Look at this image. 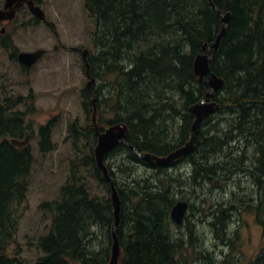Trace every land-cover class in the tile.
<instances>
[{
    "label": "trees",
    "instance_id": "obj_1",
    "mask_svg": "<svg viewBox=\"0 0 264 264\" xmlns=\"http://www.w3.org/2000/svg\"><path fill=\"white\" fill-rule=\"evenodd\" d=\"M209 1L84 0L94 21L87 59L98 81L92 96L99 130L124 122L125 141L157 156L190 139L195 116L189 107L209 89L195 76L193 62L220 31L213 5L231 14L209 62L223 80L212 97L218 108L202 118L193 149L160 166L123 144L105 156L120 200L118 264H195L193 257L204 264H264V0ZM83 94L87 112L88 89ZM29 98L26 111L19 108L26 97L0 103V264H108L111 189L96 164L92 123L76 119L66 128L74 151L69 175L59 197L40 204L52 212L50 230L39 241L44 254L29 263L21 248H11L27 208L33 162L29 146L11 139L32 132L27 117L37 109ZM52 128V122L40 127L43 153L54 149ZM179 200L188 208L175 226L170 212ZM238 214L252 215L260 227L255 253L243 250L238 232L246 223L242 218L233 225ZM200 227L212 234L217 252L200 246Z\"/></svg>",
    "mask_w": 264,
    "mask_h": 264
},
{
    "label": "rangeland",
    "instance_id": "obj_2",
    "mask_svg": "<svg viewBox=\"0 0 264 264\" xmlns=\"http://www.w3.org/2000/svg\"><path fill=\"white\" fill-rule=\"evenodd\" d=\"M42 8L61 40L62 46L59 42L56 44V47H61L58 51L51 49L56 37L43 25L36 28L25 27L13 37L14 44L20 49L29 50L41 45L52 51L46 52L31 66L28 73L0 47V102L6 96L27 95L31 88L35 95L34 104L39 109L27 117L32 124V137L28 142L33 162L28 176L27 208L21 217L15 244L11 247L21 248V255L29 263L44 254L39 241L49 232L52 223L51 210L41 208L40 204L57 199L61 186L69 175V160L74 151L67 138L66 125L73 119L78 120L81 125L91 124V109L86 112L81 94V89L89 79H86L81 55L70 48L82 45L81 48L92 49L93 19L85 10L84 0H42ZM5 78L9 80L8 85L4 84ZM19 108L24 109L20 105ZM111 116L110 112L104 113L105 119ZM53 117L57 119L52 130L54 149L44 154L38 144L40 137L37 131L41 124ZM233 217V225L242 223V218L246 223L238 232L243 250L246 254L255 253L260 241L259 225L252 215L238 214ZM194 218L196 223L206 226L203 224L204 217L195 215ZM172 221L175 226L182 225L176 224L173 219ZM181 229L186 227L182 226ZM200 229V236L203 235V238H199L200 246L204 245L203 249L209 248L210 251L218 250L209 230L205 227ZM190 261L204 264L202 260H194V257Z\"/></svg>",
    "mask_w": 264,
    "mask_h": 264
},
{
    "label": "water",
    "instance_id": "obj_3",
    "mask_svg": "<svg viewBox=\"0 0 264 264\" xmlns=\"http://www.w3.org/2000/svg\"><path fill=\"white\" fill-rule=\"evenodd\" d=\"M211 2V0H210ZM212 3V2H211ZM31 4V2H30ZM31 11L38 17L43 18L44 14L39 7L31 6ZM221 18V29L217 35L215 41L211 44L208 52L199 53L193 62V72L195 76H197L200 80L205 79L209 89L205 93V95L195 104L189 107V110L194 114L195 119L191 126V135L190 139L181 147L171 151L167 155L157 156L151 154L149 152H141L136 147L132 146L128 142L125 141V134L127 132L128 126L124 122H117L109 125L103 131H99V126L96 118V104L95 97H92L91 101L93 103V111H92V122L93 129L97 133V142L94 147V155L98 168L101 170L105 180L110 184V199L113 207V216L114 223L112 225V237L113 242L111 245V255L108 264H118V259L120 257V246L119 240L117 236V228L119 224V210H120V200L116 188L114 187L113 178L110 176L108 172V168L104 163L105 154H107L113 147L118 144H123L130 147L134 153L144 162H146L150 166H160L167 165L173 162L175 159L180 157L183 154L190 152L194 147V141L197 134V128L204 116H207L213 113L217 108V103L212 100L214 95V91L220 88L223 84V80L217 77L210 69L209 62L214 58L215 51L218 47L220 38L224 35L227 20L229 18V14L222 13L221 11H217ZM42 50H38L35 52H21L19 54V60L25 64H32L36 61V59L42 54ZM87 50L83 51V58L86 59ZM86 71L88 73L89 65L85 63ZM206 76V78H205ZM94 82V79L91 78L87 85H90ZM28 134L24 139H11V143L15 146L25 145L28 141ZM187 202L186 201H177L171 209V217L177 222L180 223L184 217V214L187 210Z\"/></svg>",
    "mask_w": 264,
    "mask_h": 264
},
{
    "label": "flooded vegetation",
    "instance_id": "obj_4",
    "mask_svg": "<svg viewBox=\"0 0 264 264\" xmlns=\"http://www.w3.org/2000/svg\"><path fill=\"white\" fill-rule=\"evenodd\" d=\"M31 2V4H30ZM31 6H36V7H40L42 10V0H0V47H3L5 51L8 52V54L10 55V57L15 60H19V53L20 52H35L37 50H43V54L34 62L36 63L44 54H46V52L51 53L53 50L58 51L60 48L56 47L57 42H59V44L62 46L61 40L58 37V34L56 32L55 26L47 20V18L41 19L36 17L32 11H31ZM44 12V10H43ZM45 13V12H44ZM46 26L56 37V42L54 43V45L51 46L52 51H49V48L46 46H41V45H36L33 46V48L29 49V50H24V49H20V47H18L17 45L14 44L13 42V37L14 34H16L20 29H23L25 27H32V28H36L37 26ZM72 50V48H70ZM73 49H77L78 53L80 55H82V48H76L73 47ZM88 55V53H87ZM20 61V60H19ZM23 71L28 73V71L31 69V65L25 64V63H21ZM90 75H86V79H89L91 75V72H89ZM7 81L9 82V80L7 78L4 79V84H7ZM87 83V82H86ZM3 84V85H4ZM96 85V81L95 83H91L90 85H85L82 89H81V94H82V98L85 97V94H83V91L85 89H88V96L90 99H92V94L93 92V86ZM93 87V88H92ZM31 95H33L34 98V94L32 92V89L30 88L29 93L27 95H12V96H6L3 98V102L6 100V98L8 97H13L15 96L16 98L19 97H26L27 99H23L22 102L20 103V106L22 108H24L23 110H27L28 105H30L31 103V98H29ZM0 102V103H3ZM91 107V105H90ZM30 114V113H29ZM33 114V113H32ZM56 118V117H53ZM49 123V120L47 122H45L44 124H41L38 127V135L40 137L39 134V130L40 127L42 125H47ZM29 134V138L32 137L30 131L26 132ZM26 133L24 135H26ZM23 135V136H24ZM25 137V136H24ZM41 140V137H40ZM39 140L38 144L40 147L41 141ZM29 145V142H28ZM30 148V145H29ZM41 149V147H40Z\"/></svg>",
    "mask_w": 264,
    "mask_h": 264
},
{
    "label": "bare ground",
    "instance_id": "obj_5",
    "mask_svg": "<svg viewBox=\"0 0 264 264\" xmlns=\"http://www.w3.org/2000/svg\"><path fill=\"white\" fill-rule=\"evenodd\" d=\"M210 2V1H209ZM213 4V3H212ZM214 6V9L216 10V12L219 10L218 9V7H216L215 5H213ZM219 11H221V10H219ZM222 13H227V14H229V18H230V12H223V11H221ZM218 13V12H217ZM219 14V13H218ZM220 16V15H219ZM229 18H228V20H229ZM220 20H221V18H220ZM228 20H227V25H228ZM227 28V27H226ZM221 29V28H220ZM226 31V30H225ZM219 33V32H218ZM216 38H217V36H216ZM215 38V39H216ZM222 38V37H221ZM221 38H220V40H221ZM220 40H219V43H220ZM215 41V40H214ZM218 46H219V44H218ZM218 48V47H217ZM209 49V48H208ZM206 50V49H205ZM216 51H217V49H216ZM216 51H215V53H216ZM197 55V54H196ZM199 79V78H198ZM200 80V79H199ZM219 89V88H218ZM215 92V91H214ZM93 97H95L94 95H93ZM214 99V98H213ZM173 219V218H172ZM174 220V219H173ZM175 221V220H174ZM175 223L176 224H181L182 223V221L180 222V223H177L176 221H175Z\"/></svg>",
    "mask_w": 264,
    "mask_h": 264
}]
</instances>
